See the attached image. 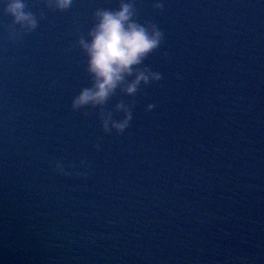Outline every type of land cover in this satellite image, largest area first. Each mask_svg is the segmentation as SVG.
<instances>
[{"label": "water", "instance_id": "1", "mask_svg": "<svg viewBox=\"0 0 264 264\" xmlns=\"http://www.w3.org/2000/svg\"><path fill=\"white\" fill-rule=\"evenodd\" d=\"M121 2L160 44L74 106ZM25 4L34 28L0 0V264H264V0Z\"/></svg>", "mask_w": 264, "mask_h": 264}, {"label": "clouds", "instance_id": "2", "mask_svg": "<svg viewBox=\"0 0 264 264\" xmlns=\"http://www.w3.org/2000/svg\"><path fill=\"white\" fill-rule=\"evenodd\" d=\"M72 0H56L60 8L70 7ZM25 0H7L6 11L10 13L16 22L34 28L37 24L31 12L25 10ZM133 5L129 2H121L117 11L100 10L96 13L99 22L91 33V42L81 40V44L88 51L89 70L94 73L96 80L91 89H84L75 98L74 106L91 103H103L114 91L125 74L132 73V66L139 64L141 60L162 39V32L153 26L150 32L145 26L132 19ZM149 79H160L159 73L149 70L139 71L134 81L128 84L126 91L135 93L141 81L147 83ZM119 108H125L123 104ZM153 105H149V108ZM132 118L131 111L125 108V117L121 121H112V126L123 131ZM109 119L104 122L108 128Z\"/></svg>", "mask_w": 264, "mask_h": 264}]
</instances>
